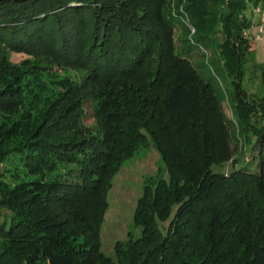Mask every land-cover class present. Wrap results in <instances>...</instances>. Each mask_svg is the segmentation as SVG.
<instances>
[{
	"label": "trees",
	"instance_id": "1",
	"mask_svg": "<svg viewBox=\"0 0 264 264\" xmlns=\"http://www.w3.org/2000/svg\"><path fill=\"white\" fill-rule=\"evenodd\" d=\"M247 1H222L215 45L249 161L234 157L216 88L176 51L170 0H0V164L24 167L16 183L0 178V264H264V62L243 34ZM9 51L35 60L12 64ZM252 60L263 92L248 100ZM55 64L84 76L48 85ZM26 103L32 120L13 119ZM147 137L166 177L144 185L140 234L117 241L112 258L99 249L104 190Z\"/></svg>",
	"mask_w": 264,
	"mask_h": 264
},
{
	"label": "rangeland",
	"instance_id": "2",
	"mask_svg": "<svg viewBox=\"0 0 264 264\" xmlns=\"http://www.w3.org/2000/svg\"><path fill=\"white\" fill-rule=\"evenodd\" d=\"M195 1L191 6L187 1L186 12L183 5L184 0L181 4L178 3L179 6L175 3L177 0H170L176 51L188 57L201 76L209 80L216 88L221 110L232 133L231 145L235 151L234 157L242 156L244 160L249 161L252 158V153H250L243 135L238 133L233 115L235 101L232 81L234 77L223 69L222 59L219 57L215 45L216 41L222 36L219 16L225 13L229 14L228 7L224 5L225 3H222L223 0ZM197 8L201 9L199 16L195 13ZM244 14L252 21V26L243 30V34L249 39V46L254 50L255 60L264 62V7L260 9L259 6H254L248 2ZM212 15L218 17L216 25L211 22L210 17ZM232 15L235 18L236 14ZM7 56L12 64L17 65L23 64L25 60H30V62L35 60L32 55L23 51H9ZM253 62L254 60L248 64L243 76V85L246 88V98L248 100L252 97H260L263 92L260 84V70L257 66H253ZM50 71L54 75L47 79L48 85L61 84L63 87H67L68 81L72 84L76 79L78 80L79 77L84 76L83 70H79L73 64L69 66L55 64ZM93 107L90 100L82 104L85 111L82 118L83 125L94 123ZM30 108H32L30 103H26L23 109L12 115V118L22 120L25 117L26 120H32V116L29 115ZM258 114L261 113L258 112ZM263 119L264 117L261 121ZM231 164L233 162L217 166L215 169L228 172L231 169ZM235 166H237V163H235ZM23 176L24 167L13 159L8 158L0 164V178L10 184L16 183ZM157 176L166 177L165 166L157 147L150 137H147L146 144L123 160L113 172L104 190V207L98 222V234L99 249L105 255L114 258V244L117 241H125L129 236L136 237L140 234V227L133 223L136 202L143 191L144 185Z\"/></svg>",
	"mask_w": 264,
	"mask_h": 264
}]
</instances>
